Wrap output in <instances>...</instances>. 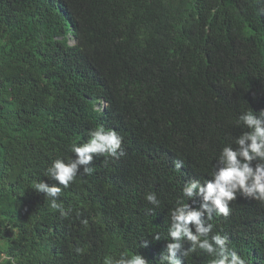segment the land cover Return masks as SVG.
<instances>
[{
  "label": "trees",
  "instance_id": "trees-1",
  "mask_svg": "<svg viewBox=\"0 0 264 264\" xmlns=\"http://www.w3.org/2000/svg\"><path fill=\"white\" fill-rule=\"evenodd\" d=\"M248 110H264V0H0V257L11 258L0 264H103L124 252L159 264L171 210L199 207L185 183L212 178ZM98 126L123 137L125 155L94 158L92 174L63 189L61 216L34 184L59 186L47 168ZM230 209L213 214L210 235L264 264V204L238 194Z\"/></svg>",
  "mask_w": 264,
  "mask_h": 264
},
{
  "label": "clouds",
  "instance_id": "clouds-1",
  "mask_svg": "<svg viewBox=\"0 0 264 264\" xmlns=\"http://www.w3.org/2000/svg\"><path fill=\"white\" fill-rule=\"evenodd\" d=\"M237 123L247 131L235 139L237 147L229 145L221 150L212 178L203 183L197 179L185 183L183 196L193 201L198 199L199 207L193 208L178 201L171 210L170 242L161 253L159 264H183L181 257L186 258L197 249L213 257L211 264H246L241 255L229 250L228 237L210 235L213 225L208 222L213 214L228 217L230 203L237 200L238 194L264 204V110L258 114L252 110L242 112ZM88 136L87 142L71 145L70 151L75 158L72 156L67 162L56 159L47 168L46 177L57 181L59 186H50L43 181L34 184V190L44 194L46 201H50V207L61 216H67L71 211L58 203L63 189L68 188L77 175H91L94 158L103 157L107 162L108 159L119 160L125 155L123 137L117 131L98 126ZM173 163L177 170L183 167L180 160ZM145 199L154 208L160 206L155 192L147 193ZM154 239L159 241V234ZM185 243L190 246L185 247ZM75 251L80 254L82 249L77 247ZM3 259L11 260L10 257H0V261ZM103 264H148V261L140 254L124 252L118 259L105 257Z\"/></svg>",
  "mask_w": 264,
  "mask_h": 264
}]
</instances>
